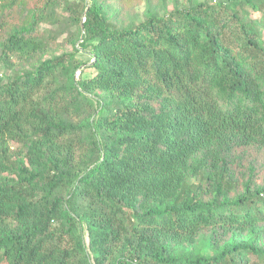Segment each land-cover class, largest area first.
Listing matches in <instances>:
<instances>
[{
	"label": "trees",
	"instance_id": "1",
	"mask_svg": "<svg viewBox=\"0 0 264 264\" xmlns=\"http://www.w3.org/2000/svg\"><path fill=\"white\" fill-rule=\"evenodd\" d=\"M242 6L264 13L45 0L8 30L0 264H264V44ZM62 10L75 37L55 55Z\"/></svg>",
	"mask_w": 264,
	"mask_h": 264
},
{
	"label": "rangeland",
	"instance_id": "2",
	"mask_svg": "<svg viewBox=\"0 0 264 264\" xmlns=\"http://www.w3.org/2000/svg\"><path fill=\"white\" fill-rule=\"evenodd\" d=\"M11 0H0V13L3 12L4 21H7L6 27L0 29V43L1 39L6 35L8 30L23 26L30 21V17L33 13L37 12L43 6L45 0H12L11 9L8 7V3ZM73 1V0H71ZM77 1V0H74ZM103 5V8L108 11L109 14H114L118 21L129 19V17L134 18L137 13L142 14L146 8L152 11L163 14L165 11H169L176 6L186 5L189 1L193 0H97ZM203 1V0H197ZM209 1V0H208ZM7 4V5H6ZM98 4V3H97ZM119 8H124L119 11ZM119 12V13H118ZM241 14L243 19H245L250 24L256 25L260 33V39L264 44V13L257 12L255 9L249 6H242ZM84 15V14H83ZM60 19L62 21L63 29L59 36L52 41L49 50L55 55H59L66 50L71 48V40L74 39L75 26L68 22V13L65 10L60 11ZM82 18V22H84ZM38 30H48L55 32V29L48 27L46 25H39ZM80 42V41H79ZM78 45V43H77ZM75 45V46H77ZM79 47V46H77ZM77 57L84 63L89 61V55L80 50ZM79 76V71L76 73V78ZM264 178V169L258 170V180L259 182Z\"/></svg>",
	"mask_w": 264,
	"mask_h": 264
}]
</instances>
